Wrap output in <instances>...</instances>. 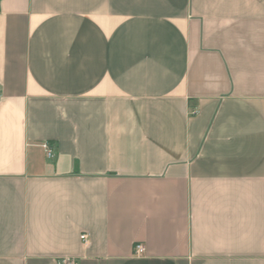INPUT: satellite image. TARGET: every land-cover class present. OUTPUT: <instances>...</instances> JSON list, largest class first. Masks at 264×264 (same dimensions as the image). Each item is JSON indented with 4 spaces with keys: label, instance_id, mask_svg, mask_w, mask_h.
Masks as SVG:
<instances>
[{
    "label": "crops",
    "instance_id": "0c3cea01",
    "mask_svg": "<svg viewBox=\"0 0 264 264\" xmlns=\"http://www.w3.org/2000/svg\"><path fill=\"white\" fill-rule=\"evenodd\" d=\"M68 259L264 264V0H0V264Z\"/></svg>",
    "mask_w": 264,
    "mask_h": 264
},
{
    "label": "built area",
    "instance_id": "2783aa9c",
    "mask_svg": "<svg viewBox=\"0 0 264 264\" xmlns=\"http://www.w3.org/2000/svg\"><path fill=\"white\" fill-rule=\"evenodd\" d=\"M197 112H198V110L196 108H193V109L189 110L190 115H195V114H197ZM41 146L43 147V149H44V151L46 153V156L48 158L53 156L52 149L49 147V144L47 142L41 143ZM80 238L83 240L84 243H87L88 239H87V235L86 234H82L80 236ZM144 252H145V246L142 243H136L134 245V248H133L134 255L140 256V255H143ZM66 264H78V263L74 259H68Z\"/></svg>",
    "mask_w": 264,
    "mask_h": 264
}]
</instances>
